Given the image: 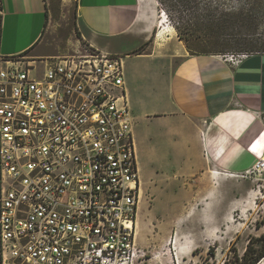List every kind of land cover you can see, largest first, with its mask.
<instances>
[{"label":"built area","instance_id":"obj_1","mask_svg":"<svg viewBox=\"0 0 264 264\" xmlns=\"http://www.w3.org/2000/svg\"><path fill=\"white\" fill-rule=\"evenodd\" d=\"M134 125L120 55L0 58V264L142 261Z\"/></svg>","mask_w":264,"mask_h":264},{"label":"crops","instance_id":"obj_2","mask_svg":"<svg viewBox=\"0 0 264 264\" xmlns=\"http://www.w3.org/2000/svg\"><path fill=\"white\" fill-rule=\"evenodd\" d=\"M160 10L158 0H77L79 40L123 57L135 126L141 118L173 125L186 148L181 171L204 186L209 172H238L264 155V54L236 65L192 54L174 26L160 24ZM0 15L1 57L52 56L47 0H0Z\"/></svg>","mask_w":264,"mask_h":264},{"label":"rangeland","instance_id":"obj_3","mask_svg":"<svg viewBox=\"0 0 264 264\" xmlns=\"http://www.w3.org/2000/svg\"><path fill=\"white\" fill-rule=\"evenodd\" d=\"M47 1L45 51L77 52V0ZM159 7L169 16L160 24L190 32L197 53L264 54V0H160ZM171 130L158 118L134 125L145 189L137 235L145 256L137 264H225L235 252L242 256L250 239L264 234V172L254 171V163L238 172H209L201 186L198 174L181 171L186 148Z\"/></svg>","mask_w":264,"mask_h":264},{"label":"trees","instance_id":"obj_4","mask_svg":"<svg viewBox=\"0 0 264 264\" xmlns=\"http://www.w3.org/2000/svg\"><path fill=\"white\" fill-rule=\"evenodd\" d=\"M219 14L222 17L226 16V14L222 12L221 13L219 12ZM1 21H2V17L0 15V25H1ZM175 29L178 33L179 38L185 43L188 50L192 54H197V52H195V48L193 47L194 45L190 43V38H191L190 32H187L186 30L182 29V27L179 25H175ZM202 53H208V52L203 50ZM258 242L260 243V246L256 247L255 244ZM263 258H264V234L257 238H251L244 254L242 256H239L238 253L235 252L234 257L226 261L225 264H258L259 261H261Z\"/></svg>","mask_w":264,"mask_h":264},{"label":"flooded vegetation","instance_id":"obj_5","mask_svg":"<svg viewBox=\"0 0 264 264\" xmlns=\"http://www.w3.org/2000/svg\"><path fill=\"white\" fill-rule=\"evenodd\" d=\"M144 191H145V189H144Z\"/></svg>","mask_w":264,"mask_h":264}]
</instances>
